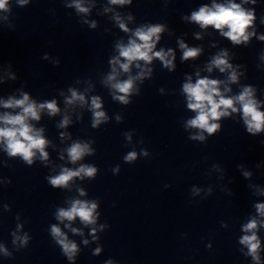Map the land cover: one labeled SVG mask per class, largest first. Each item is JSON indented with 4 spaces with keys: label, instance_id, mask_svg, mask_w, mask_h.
Listing matches in <instances>:
<instances>
[{
    "label": "clouds",
    "instance_id": "clouds-1",
    "mask_svg": "<svg viewBox=\"0 0 264 264\" xmlns=\"http://www.w3.org/2000/svg\"><path fill=\"white\" fill-rule=\"evenodd\" d=\"M8 0H0V9L6 7ZM25 2V0H21ZM114 4H124L129 2V0H111ZM76 7L80 11H87V9L82 8L78 3ZM253 15L250 12L244 11L240 5L235 3H229L228 5L214 4L212 8L207 6L202 7L198 12L192 14L191 19L201 25V27H206L209 25L214 26L216 29L222 30L227 26L228 31L222 32V34L232 40L234 43H240L241 40L247 41L248 35L246 34V28L251 24L253 20ZM124 28V25L121 24ZM127 30V29H125ZM162 31L160 26H153L145 29H138L135 36L141 43H137L136 40H130L128 46H120V55L127 60V63H123L120 67L127 72L129 70L130 64L135 60H143L145 62H151L153 57L159 58L164 61L166 66L171 64L170 60L166 59L167 55H171V52L164 53L152 52L155 47V40H159V35ZM264 39V37H261ZM182 48H186V45L181 43ZM198 49H187L184 51V59L190 57H195L198 54ZM119 63V61H115ZM213 64L220 69L221 72L225 71V68L231 67L227 60L218 56L213 60ZM139 67V65H137ZM115 71V69H113ZM211 71V67L209 68ZM236 74L233 72L231 80H236ZM114 76H110L109 80H113ZM133 81L131 79L124 81L122 83H115L113 87L119 92L124 93L117 97L121 102H127L126 95L130 92L132 88ZM219 81L209 80L207 78L199 79L195 84L186 83L184 85V92L188 95L189 104L188 107L194 111H197V116L188 121L189 126L202 129L209 134L215 132L219 125L216 123H210V120H218L221 116L228 115L227 109L231 108L233 112L237 109L233 106L234 102H239L242 106V111L244 114L245 123L248 125L249 132H260L264 129V113L258 110L257 102L252 99V90L250 88L244 89V91L235 98H224L218 88ZM73 99L83 100V97H78L75 92L72 93ZM219 97L217 101L214 97ZM69 103L72 101L69 100ZM93 107L95 109L100 108V104L97 98L92 101ZM4 107H20L22 108V113L12 116L4 115L0 117L5 125H10L11 127L0 128V142H5L7 145V151L10 156L20 155L29 164L32 163V157L35 155L33 151L38 150L43 159H47V153L44 151L46 141L40 132L35 131L26 121L28 118L38 120L39 110L47 108L51 114H55L58 109L56 107L55 101L50 103L41 104L39 108L35 103H30L27 94L24 95L23 99L13 100L10 99L4 103ZM223 107V111L220 109ZM96 121L99 123L104 117V113L97 111L95 112ZM68 120L65 119L63 124L66 125ZM63 126V125H62ZM95 126V125H94ZM203 139V136L194 137ZM88 151L87 145L74 144L69 150V156L73 162L80 159L82 155ZM136 158V153H129L125 158L128 161H132ZM96 169L91 167H81L78 171H71L69 169H64L63 172L56 177L50 179V183L54 187L66 186L68 182L74 177L79 176L81 173L87 176H93ZM83 194V193H82ZM96 208V204L91 205L75 201L69 210L60 209L58 213V219L63 221L67 219L69 221L73 220L75 217H79L84 223H94L95 217L93 212ZM257 208L261 215H264V204L257 205ZM256 228V222L252 221L246 226V231L253 230ZM52 234L58 239V243L62 246L64 253L72 259L75 252L77 251V246L75 243L69 242L67 237L63 235L61 230L53 225ZM73 231H76L73 229ZM26 242V241H25ZM241 243L246 244L249 248V254L253 256L254 259L259 260L257 255V249L259 248V241L255 234L252 236H244ZM99 249H97V252Z\"/></svg>",
    "mask_w": 264,
    "mask_h": 264
}]
</instances>
